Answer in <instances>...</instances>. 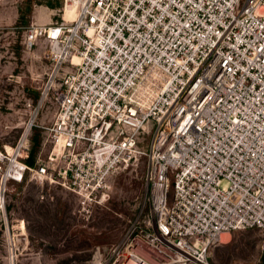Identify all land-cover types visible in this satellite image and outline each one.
<instances>
[{"label": "built area", "instance_id": "2783aa9c", "mask_svg": "<svg viewBox=\"0 0 264 264\" xmlns=\"http://www.w3.org/2000/svg\"><path fill=\"white\" fill-rule=\"evenodd\" d=\"M73 3L75 20L28 32L50 64L35 116L51 121L34 164L26 140L0 149V208L31 175L77 195L88 221L143 165L121 240L75 264H214L227 233L264 240V0Z\"/></svg>", "mask_w": 264, "mask_h": 264}, {"label": "rangeland", "instance_id": "374dc122", "mask_svg": "<svg viewBox=\"0 0 264 264\" xmlns=\"http://www.w3.org/2000/svg\"><path fill=\"white\" fill-rule=\"evenodd\" d=\"M70 5L69 0H0V149L11 151L26 140L29 165L40 154L41 133L51 115L35 116L50 64L45 44L31 46L28 32L75 19L79 9L72 12ZM31 123L35 126L27 132ZM144 176L140 165L116 177L108 208L94 207L88 221L79 216L77 195L59 186L41 185L31 175L22 183H8L0 208V264H75L89 260L97 246L119 242L127 222L141 210ZM43 194L54 199L41 200ZM210 259L214 264H264L263 237L253 229L227 233Z\"/></svg>", "mask_w": 264, "mask_h": 264}, {"label": "bare ground", "instance_id": "6f19581e", "mask_svg": "<svg viewBox=\"0 0 264 264\" xmlns=\"http://www.w3.org/2000/svg\"><path fill=\"white\" fill-rule=\"evenodd\" d=\"M79 7V8H78ZM73 8H77V9H79V10H77L78 12H77V14H76V18H77V16L79 15V11H80V6L77 4V3H73L72 5H70V10L73 12ZM75 18V19H76ZM75 19H73V20H75ZM73 20H71V21H73Z\"/></svg>", "mask_w": 264, "mask_h": 264}]
</instances>
